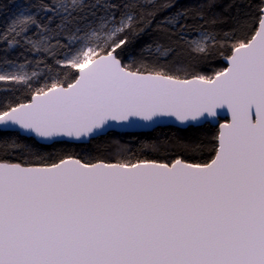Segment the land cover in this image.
<instances>
[{"label": "snow or ice", "instance_id": "1", "mask_svg": "<svg viewBox=\"0 0 264 264\" xmlns=\"http://www.w3.org/2000/svg\"><path fill=\"white\" fill-rule=\"evenodd\" d=\"M215 7L16 0L0 27V264H264V4L224 42L204 27ZM151 32L154 59L137 62L130 45ZM182 45L226 67L208 76L170 65ZM165 119L225 120L210 161L8 158L30 151L21 140L95 139Z\"/></svg>", "mask_w": 264, "mask_h": 264}, {"label": "trees", "instance_id": "2", "mask_svg": "<svg viewBox=\"0 0 264 264\" xmlns=\"http://www.w3.org/2000/svg\"><path fill=\"white\" fill-rule=\"evenodd\" d=\"M15 2L16 0H0V27L4 26L11 15L10 9ZM177 2L186 8H195L202 0H177ZM215 3V9L207 14V19L209 21L214 19L215 23H207L204 27L212 31L218 41L224 42L233 37H241L246 34V31L254 24L255 15L263 1L215 0ZM189 25L190 35H195L201 27L200 21L190 20ZM157 36L158 33L151 32L140 38L139 44L133 40L134 46L130 45V49L137 62L140 60L141 54L148 60L154 59V54H149L145 42L150 43ZM230 46L226 43H217L210 47L212 50L220 48L225 51ZM173 47L176 50L170 52L166 58L170 65L191 64L199 74L208 76L226 67L222 55L200 59L187 45ZM128 55V52L122 53V56ZM28 70L32 71V69ZM3 91H5V86L0 85V92ZM27 96L28 92L21 89L19 99L24 100ZM218 132V127L205 124L201 127H189L187 129L159 127L151 132L142 133L110 132L105 136L92 139L86 144L63 142L52 145H34L31 141L21 140L19 141L20 144H27L30 151L22 149L21 152L16 155H9L8 158L12 162L21 163L24 160L32 162L37 156L48 162L61 157L72 156L88 163L99 161L121 162L124 160L171 163L177 158L186 162L205 163L210 161L214 155ZM36 162H39V160H36Z\"/></svg>", "mask_w": 264, "mask_h": 264}, {"label": "water", "instance_id": "3", "mask_svg": "<svg viewBox=\"0 0 264 264\" xmlns=\"http://www.w3.org/2000/svg\"><path fill=\"white\" fill-rule=\"evenodd\" d=\"M263 4H264V0ZM226 64V61H225ZM222 115H226L227 116V121L230 122V114H227L225 111H222ZM223 119L219 120V122H217L216 120H212L210 122H202L201 124L198 125H193V126H181L178 122H176L174 119H165L157 124H153L150 126H145L142 123H138L134 126L131 127H120V126H116L113 127L111 129H107L105 131V133H102L100 135H97L96 138L101 137V136H105L110 132H116V133H142V132H151L153 130H155L156 128L159 127H175V128H179V129H187L189 127H201L204 126L205 124H210L212 126H216L218 127L219 131H220V127L219 125L221 123H224L225 121H222ZM95 138V139H96ZM92 139L91 138H85L83 140L80 141H74V140H67L66 142L68 143H74V144H86L89 143Z\"/></svg>", "mask_w": 264, "mask_h": 264}, {"label": "rangeland", "instance_id": "4", "mask_svg": "<svg viewBox=\"0 0 264 264\" xmlns=\"http://www.w3.org/2000/svg\"><path fill=\"white\" fill-rule=\"evenodd\" d=\"M192 38H198V36L195 34V35H191Z\"/></svg>", "mask_w": 264, "mask_h": 264}]
</instances>
